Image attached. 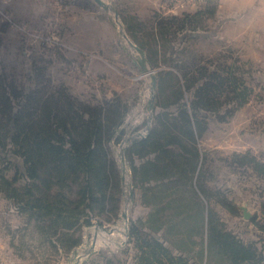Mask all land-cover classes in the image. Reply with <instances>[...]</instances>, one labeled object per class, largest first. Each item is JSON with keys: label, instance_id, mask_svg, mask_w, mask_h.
Wrapping results in <instances>:
<instances>
[{"label": "rangeland", "instance_id": "rangeland-1", "mask_svg": "<svg viewBox=\"0 0 264 264\" xmlns=\"http://www.w3.org/2000/svg\"><path fill=\"white\" fill-rule=\"evenodd\" d=\"M100 1L0 0V264H144L153 252L172 264L160 246L193 251L194 264H233L222 237L198 252L206 237L191 214L198 196L187 118L194 98L212 96L215 109L200 104L196 114L205 128L193 177L228 229L244 241L263 235L250 220L264 222V180L230 159L247 151L261 159L264 53L255 45L264 47V15L254 21L255 44L253 25L242 35L229 23L220 29L219 9L245 6L231 0ZM19 112L20 129L11 118ZM60 118L69 132L57 128V139L49 124ZM47 176L56 181L45 185ZM24 185L54 206L47 220L12 194L25 198ZM43 235L61 236V245Z\"/></svg>", "mask_w": 264, "mask_h": 264}, {"label": "trees", "instance_id": "trees-1", "mask_svg": "<svg viewBox=\"0 0 264 264\" xmlns=\"http://www.w3.org/2000/svg\"><path fill=\"white\" fill-rule=\"evenodd\" d=\"M230 69V67H229ZM227 74L231 75V71L227 70ZM214 74L211 75V77H213ZM228 77V76H227ZM233 98L235 100L236 106H241L244 103V94L240 91H237L235 94H233ZM198 99V100H197ZM194 98V100H192L190 107L192 110V113L190 114V118H187L188 123V127H189V132L188 134L191 136V142H194V148L192 146L191 149V153L194 156V161H195V167L193 170V174L192 176L190 175V179L192 178L194 180V184H193V190L194 193L197 194V198H198V202L195 203L196 205V210H191V214L193 213V218H196L199 220V222H197V225L200 228V225L202 226L203 230H204V237L205 240L202 242H200L201 246L199 249H201L198 252H201L204 254V251L206 249V251H208V245H207V241L209 242L208 244L210 245V243L215 242V238L217 236L222 237L225 239V242H229L231 244V249L233 248V251L231 252V250H229V255L228 254H224L226 256H228L227 258L230 259L231 254H233V264H264V234L261 236H256L257 238H248V242L246 243V241H244L237 233H234L232 229H228L227 225L225 222H223L221 220V217L213 210V208H210L208 200H210V196L211 194L209 193V191L207 189H205L204 187H202V184H200L199 182L196 183V180L194 179L195 177H193V175L195 174V172L197 171V176H199V167H198V163L199 161L202 163V158H203V154L198 151L196 145H195V141L197 140V137L200 136L203 131H204V126L201 124V118H196V114H197V110L199 108V106H201L200 104H203L205 106H209L212 108H208V109H215V102H212V96H205L204 97H197ZM185 109V107H184ZM184 109H182V111H184ZM190 109V108H189ZM214 115H216V111L212 112ZM22 116V113H21ZM20 116V112L19 113H14L12 115V120L16 126V123L19 121V125L17 126V128L20 129L21 126V117ZM195 120V122H194ZM191 123V126H190ZM196 124V126H195ZM50 126H53L55 128V133L53 134L57 139H62V137L58 136V131L57 128L60 129V133H68L69 132V128H68V123L64 120V119H59V120H52L49 124ZM24 128V125L22 126ZM97 129V126L95 125V127ZM93 128V129H94ZM94 129V130H96ZM20 137L19 135H16L14 137V140H18ZM150 138V137H149ZM90 142V141H89ZM49 150H62V146L61 145H57L54 144L55 142H49ZM53 143V144H51ZM57 145V146H56ZM184 148L186 149L187 147L184 146ZM69 149L72 152H76L78 150L77 146H73V147H69ZM86 152H87V156H89L90 154L94 153V149L90 146L89 144H87V146L85 147ZM67 150V149H66ZM65 151V149H64ZM68 151V150H67ZM93 151V153H92ZM16 154H18L16 151H14ZM23 155L25 154L24 151H22ZM21 153V154H22ZM251 152H246L244 154H239V153H235L233 154V156L230 159V163H234V161H236V163L240 166V167H244L248 166L250 168L253 169V172L255 175H257V177L261 178L264 180V161H262L260 158H257L255 155L250 154ZM88 157L84 158V162L86 163ZM23 164L26 163V160L22 161ZM28 163V162H27ZM48 164V161H47ZM49 165V164H48ZM69 168H77L78 165H80L79 163H72L70 162ZM67 165V167H68ZM84 165V163H83ZM197 166V169H196ZM26 167H29V165H27ZM49 167H51L49 165ZM38 170V167L35 165L33 168V175H36V172ZM49 171H52V167L49 168ZM43 181L46 183L45 185H48L49 183H54L56 181V179L54 178V176L50 177L47 176L43 177ZM198 181V180H197ZM58 182H60V179H58ZM30 188L31 186H25L22 190V194L25 198H19L17 199L16 193L17 191L12 189V194H14V197H16V200L21 204L22 208H24L25 211H28L30 213V215H35V217H37V220H44L46 218V215H49L50 213H52V209L54 206H50L49 203L47 202V200L42 197L40 200H38L37 198H30ZM89 190L88 186L84 187V190L82 192V195L87 192ZM18 194V193H17ZM41 203H44L43 205ZM41 207H44L43 210H41ZM231 210L232 212L235 214L237 213V208L235 206H231ZM49 220H52V218L50 217ZM54 221V220H53ZM251 223H254L255 227L261 229V231L264 233V222H261L259 220H256L255 218L250 220ZM42 229H44V231H48V228L46 229L47 226H45L46 224L43 223L42 224ZM49 225V224H48ZM203 235V233H202ZM61 236L58 235H43L42 238H44L45 240L48 239V243L52 244V246L57 247L61 245V243L59 241H61ZM214 238V239H213ZM213 239V241H212ZM218 239V238H217ZM259 239V240H258ZM59 240V241H58ZM212 241V242H211ZM62 242V241H61ZM76 242V241H74ZM161 244V243H160ZM158 243V245H160ZM63 245V244H62ZM162 245V244H161ZM64 246V245H63ZM215 247V244L214 246ZM211 247V248H213ZM160 248L165 252V256L166 259H168L169 261H171L172 264H174L175 262L179 263V264H194V260L193 259V251H185V250H181V251H176V253L171 251L170 246L167 247H161ZM197 252V253H198ZM224 252V250H223ZM207 254V253H206ZM204 256V255H203ZM151 257H155V260L153 261V258H151L152 261H148L144 264H158V262L160 264H168L167 260H165V262L163 263L161 260H158L157 256L155 255V253L153 252ZM203 259V258H201ZM192 261V262H189ZM201 261V260H200ZM203 261V260H202ZM202 263V262H201ZM197 264H200L197 263ZM231 264V263H230Z\"/></svg>", "mask_w": 264, "mask_h": 264}, {"label": "crops", "instance_id": "crops-1", "mask_svg": "<svg viewBox=\"0 0 264 264\" xmlns=\"http://www.w3.org/2000/svg\"><path fill=\"white\" fill-rule=\"evenodd\" d=\"M225 0H219L220 3H222ZM232 2H237L240 4H245V6H230V8L225 7V9L223 11H221L219 9V16L218 20H221L220 23V29L224 30V27L228 24L229 26L233 27V29H235L234 31H232L233 34H244L247 33L249 30H252L253 27L254 29L252 30L254 32L253 35V42L257 44L256 42H258L257 39H255L256 35H259V32L261 30H259V32H257L256 29V25L254 23V21L256 19H259L260 16L264 15V0H231ZM220 7H222V5H220ZM227 8V9H226ZM241 19V21H239ZM243 19V20H242ZM253 25V27H252ZM264 28V27H263ZM262 28V30H263ZM261 33V32H260ZM264 33V31H263ZM247 34H250V32H248ZM256 50L264 53V47L259 46L258 44L255 45ZM255 49V48H254ZM264 137V134H263ZM250 144L249 143H245L243 146L245 147V149L248 148ZM249 147L254 148V144L250 145ZM262 153H261V160L264 161V139L262 141ZM251 149H249L250 151ZM255 150V149H254ZM253 155H255L258 158V154L253 153ZM253 173V171H252ZM246 243L248 242V238L246 237Z\"/></svg>", "mask_w": 264, "mask_h": 264}, {"label": "water", "instance_id": "water-1", "mask_svg": "<svg viewBox=\"0 0 264 264\" xmlns=\"http://www.w3.org/2000/svg\"><path fill=\"white\" fill-rule=\"evenodd\" d=\"M98 3H101L100 0H96ZM104 7H108L107 5L103 4ZM131 45H133L135 47V49L141 53V50L135 46L134 44H132V42H130ZM142 54V53H141ZM140 62L141 64L145 67V59L143 58V56H140ZM151 78H152V86H154V82H155V76L153 73H151ZM240 208L242 209V215L245 218H252L253 214L248 210V208L246 207V205H240ZM125 215V213H123V216Z\"/></svg>", "mask_w": 264, "mask_h": 264}, {"label": "bare ground", "instance_id": "bare-ground-1", "mask_svg": "<svg viewBox=\"0 0 264 264\" xmlns=\"http://www.w3.org/2000/svg\"><path fill=\"white\" fill-rule=\"evenodd\" d=\"M126 37V36H125ZM124 168V167H123ZM125 171V170H124ZM123 220V219H122ZM97 231V230H96Z\"/></svg>", "mask_w": 264, "mask_h": 264}]
</instances>
